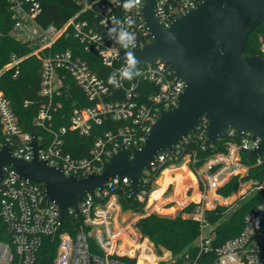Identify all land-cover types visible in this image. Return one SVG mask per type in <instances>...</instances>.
<instances>
[{
	"label": "built area",
	"instance_id": "obj_1",
	"mask_svg": "<svg viewBox=\"0 0 264 264\" xmlns=\"http://www.w3.org/2000/svg\"><path fill=\"white\" fill-rule=\"evenodd\" d=\"M7 1L14 22L9 34L31 50L23 56L11 53L0 68V76L12 69L16 76L20 63L36 56L40 61L42 101L28 128L20 123L9 98L0 90V150L8 145L14 157L31 160L35 135L39 158L60 168L65 175L84 177L101 172L103 163L122 147H142L161 109L177 106L185 82L176 78L163 60L139 64L137 75L122 79L119 73L127 61L120 55L116 41L99 29L108 32L114 18L124 21L131 17V25H122L135 35L130 48L150 42L152 35L142 11L144 0H135V6L128 11L121 7L122 0H72L79 9L61 26L41 23L40 0ZM200 1L157 0V18L163 26H169ZM69 33L84 43L87 51L94 50L100 62L108 67V73L102 75L94 70L76 48L52 50ZM261 51L264 53V43ZM109 76H114L118 83H109ZM71 79L89 105L74 106L69 125L57 127L54 115L63 107L62 97L69 92ZM142 81L156 86L145 99L138 90ZM29 103L25 101V105ZM106 123L118 125L101 130L87 154L67 151L69 133L90 136L96 124ZM207 125L208 118L201 116L196 130L177 141L174 151L164 149L156 153L149 168L143 171L136 197L129 178L115 177L103 188L80 198L79 214L73 208L65 209L64 218L59 206L46 198L42 183L20 177L11 164H5L0 179V264H42L41 257L48 246L56 249L52 264H138L143 256L144 264H173L171 251L163 249L159 253L149 238L137 232L134 240L128 238V229L134 227L125 224L126 211L138 214V219L153 212L172 215L183 211L197 221L201 233L196 248L203 261L187 255L186 264H264V202L255 204L245 214L237 235L217 246L213 243L216 223L209 218L210 212L219 206L231 205L253 191L264 189V180L244 179L253 168H261L264 173V153L249 157L248 151L258 141L250 133L240 136L230 128L225 136L226 151L214 153L198 165L196 151L185 152V147L193 139L201 141L202 149L209 146ZM245 153L253 160L247 162L243 158ZM159 175L164 179L169 175L170 180L164 185L156 180ZM235 177L239 179L238 188L228 196L223 195L220 189ZM159 190L162 192L158 194ZM129 196L143 206L142 210L123 208L122 200ZM188 207L190 210H186ZM67 216L80 218L74 233L62 230ZM113 217L118 220L116 225L112 223ZM46 238L54 243H46Z\"/></svg>",
	"mask_w": 264,
	"mask_h": 264
},
{
	"label": "water",
	"instance_id": "obj_2",
	"mask_svg": "<svg viewBox=\"0 0 264 264\" xmlns=\"http://www.w3.org/2000/svg\"><path fill=\"white\" fill-rule=\"evenodd\" d=\"M156 1L144 0L142 7L152 40L138 48L117 43L120 55L125 61L133 57L135 67L159 58L185 87L176 107L161 109L143 146H124L103 163L101 172L78 177L39 158L34 135L31 160L14 157L8 145L1 148L0 179L2 167L11 164L20 177L44 185L46 198L59 206L64 218L65 209L79 214L80 198L115 177L129 178L136 197L143 171L156 153L174 151L177 141L196 130L201 116L208 118V145L233 128L258 141L249 157L264 153V57L244 53L249 36L264 23V0H202L166 27L157 18Z\"/></svg>",
	"mask_w": 264,
	"mask_h": 264
},
{
	"label": "trees",
	"instance_id": "obj_3",
	"mask_svg": "<svg viewBox=\"0 0 264 264\" xmlns=\"http://www.w3.org/2000/svg\"><path fill=\"white\" fill-rule=\"evenodd\" d=\"M43 8V13L40 17L42 24H55L61 26L65 21L79 9L78 5L72 0H40ZM11 11L7 0H0V29L3 31V36L0 38V68L9 60L11 53L25 55L30 52L31 48L22 42L16 41L9 32L13 27ZM264 43V23L258 25L249 36L245 45L244 53L249 55L260 54L264 57V53L259 49V45ZM67 48H76L77 53L87 59L90 66L98 71V73H108V67L100 62L94 50L87 51L84 43L78 38L69 33L62 36L52 50H63ZM15 70H8L0 76V90L9 98L11 105L18 116L21 124H27L31 127L32 121L38 107L42 101L39 94L40 89V61L36 56H30L24 59L19 65V71L14 76ZM69 92L62 97L63 107L54 115L56 126H68L70 123V114L74 106H87L89 102L84 99L82 91L76 87L73 80H70ZM144 99L149 93L156 90V86L142 81L138 87ZM76 96L79 98L76 99ZM30 101L25 105V101ZM118 124L106 123L104 125H95L94 131L90 136L80 137L73 133H69L67 151L75 155H85L94 143L96 136L101 130L115 127ZM2 136L0 135V141ZM226 137L219 138L215 144L201 148V141L198 139L191 140L186 144L185 152L197 153V164L203 162L214 153L226 151ZM243 158L249 162L253 159L248 158L247 154ZM257 178L264 180V173L261 168H253L244 178ZM239 186V179L233 178L226 183L220 192L228 196L232 194ZM264 202V189L253 191L247 197H242L236 200L231 205H221L215 211L210 212L209 218L216 223L215 237L213 239L214 246L221 244L237 235L242 229L245 214L257 203ZM122 205L125 210L134 208V210H142V205L134 201L132 196L125 197L122 200ZM190 210V208H186ZM80 222V218L67 216L64 221L62 230H70L72 233L76 231ZM136 227L143 237L149 238L157 247L159 253L163 249L171 251L174 257L173 264H186L187 255L191 259L203 261L202 256L198 257L196 241L200 236V225L197 221L192 220L183 211L176 214H159L156 212L150 213L141 217L136 222ZM46 243H54L50 238H46ZM56 243V240H55ZM151 248V245H149ZM56 254L54 246L47 247L46 252L42 254V264H52V260ZM148 256V255H145ZM144 257V256H143ZM143 257L140 258L138 264H144ZM152 257V255L148 256Z\"/></svg>",
	"mask_w": 264,
	"mask_h": 264
},
{
	"label": "clouds",
	"instance_id": "obj_4",
	"mask_svg": "<svg viewBox=\"0 0 264 264\" xmlns=\"http://www.w3.org/2000/svg\"><path fill=\"white\" fill-rule=\"evenodd\" d=\"M135 6V0H122L121 7L128 11ZM131 17H127L124 21L113 19L112 27L108 29V35L110 39H114L116 43L120 45L122 48H130L134 45L135 35L134 33L128 31L127 27L122 26L123 24L131 25L132 24ZM103 23V21L101 22ZM136 60L133 57H129L126 66L122 68L119 75L122 79H131L134 75H137L138 72L136 70ZM109 83L117 84L118 81L114 76H109Z\"/></svg>",
	"mask_w": 264,
	"mask_h": 264
},
{
	"label": "rangeland",
	"instance_id": "obj_5",
	"mask_svg": "<svg viewBox=\"0 0 264 264\" xmlns=\"http://www.w3.org/2000/svg\"><path fill=\"white\" fill-rule=\"evenodd\" d=\"M261 45H262V43L259 45V49L261 50ZM158 182H161V180H162V176L161 175H159V177L156 179ZM138 214H136V215H132L129 211H126L125 213H124V220L126 221V223L125 224H127V225H131L132 227H134L132 230L130 229H128V231H127V233H128V238L130 239V240H134L135 239V235H136V233L135 232H137L138 233V235L140 236L141 235V233L139 232V230L137 229V227H136V222L140 219H138ZM132 217H133V219H132ZM122 220V219H121ZM112 223H113V225H116L117 223H118V220H117V218L116 217H113L112 218ZM121 225H123V222L121 221Z\"/></svg>",
	"mask_w": 264,
	"mask_h": 264
},
{
	"label": "crops",
	"instance_id": "obj_6",
	"mask_svg": "<svg viewBox=\"0 0 264 264\" xmlns=\"http://www.w3.org/2000/svg\"><path fill=\"white\" fill-rule=\"evenodd\" d=\"M170 180V177H169V175H167V176H165V179H164V176L162 177V180H161V183H163L164 185H165V183L167 182V181H169ZM179 185V184H178ZM162 192V190H159L157 193L159 194V193H161Z\"/></svg>",
	"mask_w": 264,
	"mask_h": 264
},
{
	"label": "bare ground",
	"instance_id": "obj_7",
	"mask_svg": "<svg viewBox=\"0 0 264 264\" xmlns=\"http://www.w3.org/2000/svg\"><path fill=\"white\" fill-rule=\"evenodd\" d=\"M132 219H133V217H132Z\"/></svg>",
	"mask_w": 264,
	"mask_h": 264
}]
</instances>
